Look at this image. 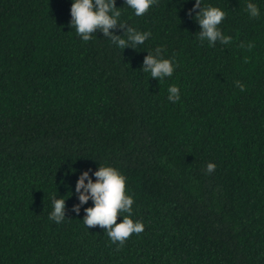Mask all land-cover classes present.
I'll use <instances>...</instances> for the list:
<instances>
[{
	"label": "trees",
	"instance_id": "obj_1",
	"mask_svg": "<svg viewBox=\"0 0 264 264\" xmlns=\"http://www.w3.org/2000/svg\"><path fill=\"white\" fill-rule=\"evenodd\" d=\"M72 2L0 0V264H264V0H201L225 12L231 42L215 46L199 39L195 0L140 17L115 0L126 26L111 35L151 33L124 49L99 30L83 41ZM157 47L174 66L163 80L142 71ZM99 167L125 177L144 225L122 247L83 223L93 202L76 183Z\"/></svg>",
	"mask_w": 264,
	"mask_h": 264
},
{
	"label": "clouds",
	"instance_id": "obj_2",
	"mask_svg": "<svg viewBox=\"0 0 264 264\" xmlns=\"http://www.w3.org/2000/svg\"><path fill=\"white\" fill-rule=\"evenodd\" d=\"M156 3L157 0H124V4L132 9L137 17L146 14ZM197 8H200L195 16L201 29L200 41L207 40L209 46H215L217 41L222 44L230 43L231 37L224 36L218 28V25L225 19V12L210 5L201 7V0H195L192 11ZM246 11L250 18H257L260 15L258 6L251 2L246 5ZM120 15L121 12L116 8L115 0H73L70 8L71 22L69 26L75 27L77 34L85 42L91 40L92 34L99 30L105 37H109L113 44L122 49L128 46V41H131L133 48L136 45L144 44L151 36L150 32L141 33L135 28L127 27L124 35L126 39L110 34L109 29H115L118 24L120 28H125L126 24L118 22ZM155 52L156 56L150 53L145 57L142 71L150 73L151 78L156 80L171 77L174 72L173 61L160 58L163 52L162 47H157ZM235 86L241 91H245V86L239 81L235 82ZM168 93L170 102L176 103L179 100L177 86H170ZM215 169L214 163H208L206 174H211ZM94 176L96 177L95 183L88 178V172H84L76 183V192L80 193V204L86 203L89 199L93 202L92 207L85 209L83 223L88 229L96 226L104 229L111 242H118L122 247L132 234L143 233L144 225L142 222L134 223L129 218L134 200L125 194L124 176L112 167H99ZM86 179L88 180L87 184H85ZM81 189L84 191L81 192ZM52 202L53 211L49 215V219L60 223L64 220L65 199L53 197ZM73 211L79 213V205L74 206ZM121 213L128 215L123 217L122 222L117 223V218L121 216Z\"/></svg>",
	"mask_w": 264,
	"mask_h": 264
}]
</instances>
